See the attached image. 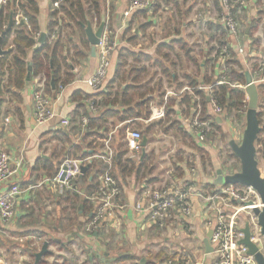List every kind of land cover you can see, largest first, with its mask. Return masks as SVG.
Masks as SVG:
<instances>
[{
    "label": "crops",
    "instance_id": "0c3cea01",
    "mask_svg": "<svg viewBox=\"0 0 264 264\" xmlns=\"http://www.w3.org/2000/svg\"><path fill=\"white\" fill-rule=\"evenodd\" d=\"M153 1L150 10L125 18L130 0H102L101 21L87 17L85 24L71 20L61 10L55 18L50 0L36 1L38 9H32V13L37 17L41 35L45 33L49 36L51 29L54 31L51 41L55 40L57 50L55 47L56 54L53 51L49 53L51 56L55 54L50 64L52 75L63 80L70 73L73 81L67 85L60 82L56 86L54 83L53 87L54 79L50 83L45 71L35 74L32 68L29 73L28 64H32L34 49L40 38L26 57L28 67L23 85L20 84L17 68L5 72L0 95V146L13 157L14 169L19 162L22 166L2 187V191L18 187L20 193L16 196L17 214L14 220L10 223L0 221V244L4 246L0 248V264H36V254L45 241L49 243V252L38 264H148L151 261L149 255L155 252L166 254V259L160 264L169 259L213 264V255L205 246L210 231L200 214H196L194 221L188 222L177 215L165 228L148 225L142 228L146 216L137 212L136 206L145 189L157 191L172 183L183 186L192 177L189 164L196 165L193 179L198 187L201 186L199 188L210 192L215 186L217 171L212 176L197 174L199 166L205 165L198 152L210 147L194 139L189 123L199 97L191 85L206 86L209 85L208 80L216 82L219 78L214 61L226 37L224 28L216 21L222 0ZM246 1L250 4L243 15V37L239 47L245 49V53L259 54L264 52L263 0ZM16 20L19 23L21 18ZM103 21L105 32L113 33L112 39L117 47L107 80L100 90L95 91L86 81L98 68L99 52L97 48L95 56L92 54L85 27L90 22L96 31ZM195 29H198L197 32ZM13 38L11 32L6 38L8 46L6 49L2 46L7 53L12 51ZM179 42L184 44V48ZM240 60L245 68L248 64H244L242 57ZM144 68L145 71L140 72ZM194 69L200 70L199 76L193 73ZM163 70H170L171 76H166ZM29 74L30 80L27 81ZM40 86L54 99L59 118L69 119L71 126L62 127L58 120L46 126H35L34 93ZM110 93L113 96L104 102ZM117 93L121 97L128 95L126 103L122 102V98L114 100ZM189 100L193 108L188 112L184 103ZM131 110L139 113L141 118L131 116L120 121ZM85 111L91 117L83 114L90 123L89 129L82 133L80 121L75 126L73 120L77 114L83 117ZM208 112L218 127L217 133L234 135L233 131H237V128L233 130L234 123L213 114L210 107ZM107 114L118 116L108 117ZM115 129L113 146L117 155L113 174L123 191L120 200L125 206V213L101 231L90 233L87 228L92 205L88 199L96 185L91 174L87 178L89 183L83 181L78 184L77 181L75 191L63 194L49 186L44 189L30 187L53 177L65 158L72 155L89 157L100 152L102 140L99 141L101 146H98L96 135L106 138ZM128 129L141 132L143 143L146 141L139 159L129 163L126 162L125 142ZM173 130L181 139L178 140L177 135L168 137L169 132L174 133ZM85 136L89 137L86 139ZM177 148L182 155L188 154L186 156L192 161L182 155L178 158ZM213 150L207 152L210 153V165L214 166L218 160L211 154ZM121 155L122 162L119 163ZM98 172L93 175L96 177ZM38 205L43 208L41 216L52 221L50 231L38 228L24 230L22 222L18 225L19 220L37 214ZM64 213L61 222L56 215ZM44 231L48 240L39 236ZM8 233L18 238L10 242L5 237ZM143 260L145 263H142Z\"/></svg>",
    "mask_w": 264,
    "mask_h": 264
},
{
    "label": "built area",
    "instance_id": "2783aa9c",
    "mask_svg": "<svg viewBox=\"0 0 264 264\" xmlns=\"http://www.w3.org/2000/svg\"><path fill=\"white\" fill-rule=\"evenodd\" d=\"M10 1L0 0V9L7 6ZM50 1L54 12L60 10L64 0ZM153 3V0H130L124 17L128 18L134 13L148 11L153 6ZM220 4L221 12L216 21L224 28L226 37L221 50L218 52L217 59L214 61L216 75L219 78L215 84L194 87L193 91L205 93L209 103L208 108L210 107L213 114L235 123L215 99L213 95L214 88L226 84L245 92L248 87L246 82L240 83L226 79L231 67L229 63L232 60L233 49L243 58L244 64L249 65H246L245 69L246 72L248 71L251 74L253 83L257 86L264 85V52L259 54L245 53V49L239 47L243 37L241 30L243 15L249 10L250 1L222 0ZM17 18H21L23 22L28 23L23 16L19 15ZM112 36L113 33L111 31H104L97 47L99 52L98 68L93 76L86 81V84L95 91L103 87L112 65L113 54L117 47ZM231 42H233V45ZM40 87L34 93L35 126H46L57 120L62 127L71 126L69 119L59 118L55 110L54 99L45 93L43 86ZM260 108L262 111L260 113L262 116L261 122L264 127L262 96ZM93 110H95V107H93ZM211 116L209 112L205 116L203 115L201 99L198 97L189 123L190 132L198 143L215 148L218 146V141L209 139L213 135L212 131L215 125L213 119H210ZM89 123L88 117H81L79 126L82 133L89 129ZM235 128H238V124L235 125ZM116 131L117 129L109 132L106 138L102 140L103 148L100 152L89 157H67L63 160L53 177L45 178L38 185L30 187V189H44L49 186L60 194L75 191L77 181L84 176L81 173L83 167L92 168L97 162L104 163L107 167L96 175V185L88 199L92 205V214L87 228L90 233L101 231L106 225L125 213V206L121 204L120 200L123 191L113 175V166L117 155L113 146ZM125 142L128 161L138 160L143 151L142 133L128 129L125 133ZM21 166L22 162H19L18 167L14 169L11 154L4 149H0V221L3 223H10L14 220L17 214L16 196L20 193V190L18 187H12L9 191H2V187L18 173ZM191 174L192 177L183 186L172 183L171 186L157 191L145 189L142 192L140 203L136 206V211L144 213L146 216V221L144 220L143 224H141L142 228L146 225L151 228H165L177 218V215H180L185 222H188L194 221L196 214H200L205 226L211 232L210 245L212 247L213 264H258L255 256L249 253V249L245 245L240 244L245 238L243 229L249 223L250 241L257 245L259 251L263 253L260 244H264V240L257 217L253 213L254 208L262 207L257 191L247 186L224 185L220 187L214 186L213 190L209 192L203 187L199 188L196 186L197 184L193 179L196 175V169L193 168ZM165 264L197 263L190 260L174 262V260L169 259Z\"/></svg>",
    "mask_w": 264,
    "mask_h": 264
},
{
    "label": "trees",
    "instance_id": "16d2710c",
    "mask_svg": "<svg viewBox=\"0 0 264 264\" xmlns=\"http://www.w3.org/2000/svg\"><path fill=\"white\" fill-rule=\"evenodd\" d=\"M36 1L37 0H17V1L11 0L7 6L2 7L0 9V37L5 33V31L9 26L11 15H13L12 35L14 37L12 41V45H13L12 51L10 53H6L3 57H0V78H1L0 95L2 93L3 83L5 79V72L7 70L11 71L12 69L17 68L16 71L18 72V74H20V84L21 85L24 84V80L27 75V67H28L26 62V57L28 53L31 50H33L34 47L36 46L37 38L39 39L41 37L37 17L35 16V14L32 13L33 12L32 9L34 8L38 9ZM101 7H102V0H64L60 10L71 20L79 21L80 23L85 24L87 17H93L98 22L101 21ZM60 10L53 12L55 18L61 13ZM19 13L27 19L28 23L23 22L22 19L20 20L19 23L16 22L17 21L16 18ZM57 22L58 21H56V23ZM53 33L54 31L51 29L49 36L47 35V38L44 44L42 45V47L38 51L34 52L31 66H33L32 68L35 74H40L42 71H45L47 73V78L50 83L53 78L56 86L60 82H62L63 85H67L73 81V76L70 73L67 75L65 79L61 80V78H58L56 75L54 76L55 77L54 78L50 70V64L53 62V56L56 54L55 47L57 50V46L55 45V40L51 41V37ZM178 44L180 45L181 48H184V44H182V42L181 43L179 42ZM2 46L4 47V49H6V47L8 46V39H4ZM52 51L55 52L53 56L49 54ZM232 56L233 58L229 63V66L231 67L229 68L226 79L230 81H238L240 83H245L246 69L244 68V65L240 60V57L238 53L235 51V49L232 50ZM144 71L145 68L140 69V72H144ZM163 73L168 77L171 76L170 70H163ZM50 83H48L49 88H50L49 85ZM215 83L216 82H214V80H208L207 84L209 85L206 86H211ZM191 87H197V85L192 84ZM258 89H259V93L262 96V103L264 104V85H259ZM197 94H199V97L201 99L203 115L205 116L208 112V104H209L208 99L205 93L202 91H197ZM213 95L215 99H217L219 105L224 109L226 113H228V116L235 115V117L236 118L238 117L237 119L240 120L239 123L241 122L243 123V119L245 122L246 110L248 108V100H247V95L243 90L235 89L230 87L229 85L222 84L214 88ZM112 96L113 93L108 94L105 97L104 102H108V100H110ZM115 96L116 97L114 100H116V98H118V100L122 98V102L126 103L127 100L126 98L128 96L127 94H123L121 97L117 93ZM184 104L186 109H188L187 111L188 112L191 111L193 105L191 104L190 100L186 101ZM127 113H128L127 115H123V117L120 118V121L123 122L127 120V117H131V116H134V118H141L138 115L139 113L134 112V110L128 111ZM83 114H86L87 116L91 117L87 111L82 113V116H84ZM108 115L109 114H107V116ZM115 116L117 117L118 114L108 117H115ZM259 117H261V115H259ZM211 118L212 117H210V119ZM80 119H81V115L77 114V116L73 120L74 121L73 125L76 126V124L80 121ZM105 121H107V119H105ZM214 126L215 127H213L212 133L216 132L218 129L216 125ZM262 135H264V130L261 136ZM88 137L89 136H85L86 139ZM96 137H97L95 139L96 144H98V146H101V143L99 141L103 140L105 136L100 135V137H98L96 135ZM259 141H260V136L256 143L257 146H260ZM258 152L264 156V143L261 144V149H258ZM75 155H76V151H75ZM233 158L235 159L234 156ZM120 162H122V155L119 157V163ZM126 162L129 163V161ZM106 167L107 166L104 163L98 162L97 164H95V166L89 168L85 176L82 177L83 179L78 180L79 181L78 184L82 183L83 181L89 183L87 178L88 175L90 174L94 178L93 180H95V176L93 175L94 172L96 171L102 172L104 169H106ZM148 264H160V262L149 261Z\"/></svg>",
    "mask_w": 264,
    "mask_h": 264
},
{
    "label": "water",
    "instance_id": "95a60500",
    "mask_svg": "<svg viewBox=\"0 0 264 264\" xmlns=\"http://www.w3.org/2000/svg\"><path fill=\"white\" fill-rule=\"evenodd\" d=\"M13 28V15L10 17V22L5 33L0 37V57H3L7 52L3 50L2 45L4 39H6L12 32ZM87 39L91 45V52L95 56L97 52V47L100 44V40L105 31V22L103 21L100 27L94 31L90 22H88L85 27ZM47 36L42 33L40 39L38 40V45L34 49L37 51L44 44ZM29 73L32 70L31 64H29ZM246 84L248 85L245 93L248 97V108L246 112V126L243 133V139L241 143L236 141L230 142V148L233 151L234 156L240 161V171L232 175H226L223 170L219 169L216 172V179L214 180L215 186L233 185V186H247L254 188L260 196L261 208L256 207L253 210L254 215L257 217L259 227L261 228V234L264 240V169L260 168V163L258 159V149L257 141L259 136L262 134L264 127L259 117V108L261 104V95L259 93L258 86L253 83L251 74L246 72ZM30 80V74L28 75L27 81ZM1 83V78H0ZM54 87V80L52 82ZM146 140V139H145ZM143 146H146V141H144ZM89 168L83 167L81 170L82 175H85ZM245 238L240 242L241 245H245L249 249V253L255 256L256 262L258 264H264V254L259 251L257 245L250 241L251 233L249 223L246 224L243 229ZM211 232L208 238L205 240V246L207 251L212 252V247L210 245ZM49 243L45 242L41 251L36 254V264L49 252ZM145 263V260L142 261Z\"/></svg>",
    "mask_w": 264,
    "mask_h": 264
},
{
    "label": "rangeland",
    "instance_id": "374dc122",
    "mask_svg": "<svg viewBox=\"0 0 264 264\" xmlns=\"http://www.w3.org/2000/svg\"><path fill=\"white\" fill-rule=\"evenodd\" d=\"M262 9H263L262 16L264 18V0L262 2ZM262 21L264 22V20H262ZM196 30H198V29H195L194 31L197 32ZM231 58H233V56ZM193 73L195 75L199 76L200 70L196 71V69H194ZM205 81H207V80H205ZM246 112H247V110H246ZM260 113H262L261 108H259V114ZM229 117H230V119L233 122H235L234 123L235 125L238 124L239 127L237 128V131H233L234 135H230V134L225 135L223 132L222 133L221 132L220 133H216L215 132V133H213V135L211 137H209L210 140H212V139H213V141L217 140L218 141V146L216 147V149L210 147L208 149H205V150H202V151L198 152L199 158H201V160L203 162H205V165H203V166L200 165L199 168H198L197 174L199 176L201 174H203L204 176L205 175H211L212 176V175L215 174V171H217L219 169L223 170V172L226 175H232L233 173H237V172L240 171V169H238L240 167V161L234 156L233 151L230 148L229 144H230L231 141H237V143H241V141L243 139V133H244V130H245L246 122H244V119H243V123L242 122L239 123L240 120L237 119L238 117L236 118L235 115H229ZM260 120H262V116L260 117ZM234 128H235V126H233V130H234ZM173 132L174 133H170V132L168 133V137L169 138L171 136H176L178 134L176 130H173ZM179 136H180V134H179ZM177 137H178V135H177ZM232 138H233V140H232ZM179 139H181V136L178 137V140ZM175 140H177V138ZM184 141H186V140H184ZM173 143H175V142H173ZM263 143H264V135H262V136L260 135V141H259L260 146H257V149H261V144H263ZM0 149H3V148L0 146ZM211 149H214L213 151H211V154L213 155L214 158H216L218 160V163L216 165H214V166L210 165V161H211L210 153L207 152V150H211ZM175 152L179 153V155L177 154V157L181 158L182 151L179 152V148H177V149H175ZM58 155L60 157H62V154H58ZM186 155H188V154H185V155L183 154L182 157L188 159L189 161L190 160L192 161V159L189 156H186ZM233 156L235 157V159L233 158ZM69 157L76 158V156H74V155L69 156ZM258 159H259V163H260V168L263 170L264 169V156L262 154H260V155H258ZM188 166H189L188 168H190V170H191V168L193 169V168L196 167V165H193V164H189ZM199 170H200V172H199ZM199 187H201V186L199 185ZM41 209H43L41 206H39V205L36 206V210L38 211V213L37 214L34 213L30 217L28 215L27 217H24V218L20 219L19 222H18V225L20 226V222H22V224L25 226L23 228L24 230L32 229V228H38L40 230L44 229L45 231H50V225H52V221L51 220L47 221V218H45L44 216H41V215H43V211ZM36 210L34 209V212ZM64 215H65V213L62 214V215L57 214L56 217L58 219H60V221H61V218L64 217ZM61 222H60V224H61ZM42 223H45V225H43ZM45 231H44V234L39 235V236L42 237V240H48V237H47V234L45 233ZM25 235H23V236H25ZM58 236L59 235H56V237H58ZM1 237H2V235H1ZM5 237L10 242H13V241H15L14 239L18 238L17 235L12 234V233L11 234L8 233L7 236H5ZM45 242H47V241H45ZM3 247L4 246L2 244H0V248H3ZM260 247L263 249V253H264V244H260ZM149 259L151 261H155V262H157V261L158 262H162V261H164L166 259V254L165 253H161V254L157 255L156 252H155V253H152V254L149 255ZM175 261H178V260L175 259Z\"/></svg>",
    "mask_w": 264,
    "mask_h": 264
},
{
    "label": "flooded vegetation",
    "instance_id": "af4514ba",
    "mask_svg": "<svg viewBox=\"0 0 264 264\" xmlns=\"http://www.w3.org/2000/svg\"><path fill=\"white\" fill-rule=\"evenodd\" d=\"M258 155H260V153H259V152H258ZM258 155H257V156H258Z\"/></svg>",
    "mask_w": 264,
    "mask_h": 264
}]
</instances>
